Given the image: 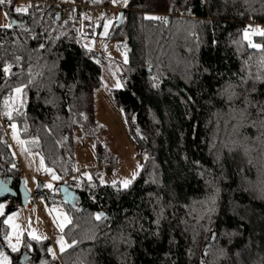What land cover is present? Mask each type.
I'll return each mask as SVG.
<instances>
[{
    "label": "trees",
    "instance_id": "trees-1",
    "mask_svg": "<svg viewBox=\"0 0 264 264\" xmlns=\"http://www.w3.org/2000/svg\"><path fill=\"white\" fill-rule=\"evenodd\" d=\"M123 9L106 36L125 54L112 94L144 156L127 189L73 163L72 132L91 130L102 75L75 26L33 1L0 26L3 119L75 194L62 201L67 247L52 255L49 239H32L29 264H264V29L251 38L259 48L243 37L248 21L264 23V0H127ZM21 84L9 116L5 99ZM14 162L0 122V177L22 175ZM6 231L0 217L7 254Z\"/></svg>",
    "mask_w": 264,
    "mask_h": 264
},
{
    "label": "rangeland",
    "instance_id": "rangeland-1",
    "mask_svg": "<svg viewBox=\"0 0 264 264\" xmlns=\"http://www.w3.org/2000/svg\"><path fill=\"white\" fill-rule=\"evenodd\" d=\"M109 2L113 3V0H109ZM29 4H31V0H14L12 7L15 11L17 7H27ZM93 15L95 25L99 23L100 19L102 22L99 34L94 27L95 37L83 34L79 35V40L86 49L95 54L96 60L100 62L102 67L101 84L94 89L93 93L95 122L91 130L85 133L81 128H75L72 132L73 163L75 168L83 173H88L92 168H99L100 181L103 179L105 183L111 184L114 180L119 183L125 178L133 181V173L136 172L137 176L141 168V163L137 159L141 150L130 132L123 109L117 104L112 94V89L118 88L115 85L121 84L119 62H125V54L114 40L106 39L109 28L116 17L99 12H94ZM10 18L7 8L0 7V26L9 25ZM106 22H110L107 30L104 27ZM246 28L250 39L253 34L262 29L259 28V25L249 26L248 23L244 30ZM20 104L21 93L12 91L11 95L5 99V111L8 113L18 108ZM11 130L8 136L10 151L14 159L18 161L17 169L25 176L26 188L33 192L41 183L44 195L33 194L26 204H19L17 208L10 211L8 209L15 202L17 204V200L14 202L6 199L0 201V204L4 205L3 208H0V217L7 228L2 241L6 248L17 256L22 246L29 248L34 235L43 238L35 240L49 239L52 244V252L57 254L61 252L60 243H58L61 238L67 245L62 230L69 222V215L62 201L74 199V187L71 185L65 189L60 179H53V175L57 176V173L45 163L42 153L38 150H30L15 129ZM98 144L101 147L100 152L97 150ZM48 184H51L52 187H48ZM51 197L57 199L48 202L47 198L51 199ZM65 216L67 217L66 221ZM9 233L12 234L11 243L16 244L19 239L17 251H13L9 246V240L5 239ZM209 237H211V233L207 235V238ZM203 252L205 255L201 257L205 258L207 250L204 248ZM0 253H3V256H0V264H4V257H7L8 264H11L9 256L3 251Z\"/></svg>",
    "mask_w": 264,
    "mask_h": 264
},
{
    "label": "built area",
    "instance_id": "built-area-1",
    "mask_svg": "<svg viewBox=\"0 0 264 264\" xmlns=\"http://www.w3.org/2000/svg\"><path fill=\"white\" fill-rule=\"evenodd\" d=\"M31 1L35 3L55 4L62 13L63 19L73 24L79 35L86 34L94 37L96 35L94 33L93 28L97 26L95 25V18L93 15L94 12H99L104 15H111L117 17L118 14L124 10L123 0H117L115 3L108 2L105 5L92 4V3L84 2L82 0H31ZM247 23L249 26L259 25L260 28L264 29V23L258 22L256 20H250ZM0 42H1V36H0ZM0 122L5 134L9 136L12 131L11 129L13 128L12 125H14V123L11 121H5L3 119V115L1 111H0ZM142 157H143V153L142 151H140L137 158L140 163L142 162ZM14 167H18V161L16 160L14 162ZM72 176L74 177L78 176V171H74Z\"/></svg>",
    "mask_w": 264,
    "mask_h": 264
},
{
    "label": "snow or ice",
    "instance_id": "snow-or-ice-1",
    "mask_svg": "<svg viewBox=\"0 0 264 264\" xmlns=\"http://www.w3.org/2000/svg\"><path fill=\"white\" fill-rule=\"evenodd\" d=\"M115 2H116V0H113V3H115ZM202 2H203V0H202ZM3 3H5V0H0V4H3ZM125 3L127 4V0H125ZM28 7H31V4H29L27 7H17L15 9V11L16 12H19V13H26L28 11ZM108 23H110V22H106L105 25H104L105 30H107ZM5 27H11V25L10 24L9 25H5ZM258 34L261 35V36H264V30H261ZM101 35H104V33H101ZM243 37H244V39H246V40L249 41V44L251 46H254V47H257V48L261 47V45H259V44H253L252 43L251 39L249 38V32H248L247 28L243 32ZM40 47L43 48L44 45L41 44ZM10 68H11V65L6 62L4 64V66H3V72H4L5 76L10 75ZM205 71H207V69H205ZM115 86L118 87V88L119 87H122V85L120 83H117ZM24 87L25 86L23 84H21L18 87H16L15 89H13V92H15V93H22V90L24 89ZM153 87H155V85H153ZM21 102H23V100ZM261 112H264V107L261 108ZM7 114L10 116L11 115V112L9 111ZM12 127L14 128L15 125H12ZM138 169H139V166H138ZM49 171H51V170H49ZM84 176L88 177L89 180H91V176L89 175V173H87V172L84 173ZM135 176H136V172L133 173L132 179H135ZM53 179H59V177L53 175ZM100 182L102 184L105 183V181L103 179H101ZM131 182H132V180L125 178L124 180H122V181L119 182V189H127L129 187V185L131 184ZM111 183H112V185L114 187H116L118 182L114 180ZM47 186L48 187H52L51 184H48ZM9 191H10V189L5 188L3 185H0V194L6 193V192H9ZM3 207H4V205L0 204V208H3ZM95 216H96L97 219H100L103 216V213H96ZM66 220H67V217L65 216V221ZM5 223H8V221H5ZM154 223H159V221H155ZM11 235L12 234L9 233V235L6 236L5 239L6 240H9V246L12 248V250L13 251H17V246L19 244V239H17V243L16 244H13V243H11V240H10ZM30 235H32V234L30 233ZM33 239H43V238L42 237H36V236L33 235ZM58 243H60V250L63 252L64 251V248L67 245L63 242L62 238H61L60 241H58ZM72 243L74 244L76 242L73 241ZM48 251L52 255H55L52 252L51 247H49ZM0 256H3V253H0ZM4 264H8L7 257H4Z\"/></svg>",
    "mask_w": 264,
    "mask_h": 264
},
{
    "label": "water",
    "instance_id": "water-1",
    "mask_svg": "<svg viewBox=\"0 0 264 264\" xmlns=\"http://www.w3.org/2000/svg\"><path fill=\"white\" fill-rule=\"evenodd\" d=\"M171 11H172V9L170 10V12ZM9 12H10V16H11V22L15 23V21L13 20L14 16H13V7L12 6H10V8H9ZM123 14H124L123 11H121L118 14V16H117V24L120 23ZM57 17L60 18V11L57 13ZM167 19H168V17H167ZM10 183H11V181L10 182H4L3 176L0 177V185H3L5 188L10 189L9 192L0 194V198H3L4 196H13V197L18 196L19 197V203L22 204V205L26 204L28 199L32 197L33 193L31 191H29L26 188V186H24L22 180H21L20 185H19V189H18L19 192H16L14 189H12L10 187ZM61 184L65 187V189L69 188L67 184H65V183H61ZM40 188H41V183L38 184V186L36 187V190H38ZM74 198H75V194H74ZM73 200L72 201H68V202H73ZM12 209H13V205H11V207L8 209V211H10ZM203 251H204V247L201 250V256L205 255Z\"/></svg>",
    "mask_w": 264,
    "mask_h": 264
},
{
    "label": "flooded vegetation",
    "instance_id": "flooded-vegetation-1",
    "mask_svg": "<svg viewBox=\"0 0 264 264\" xmlns=\"http://www.w3.org/2000/svg\"><path fill=\"white\" fill-rule=\"evenodd\" d=\"M17 168V167H15ZM24 175H8L7 177L4 178V182H10V187L12 189H14L16 192H19L18 189H19V185H20V182L21 180L23 181V184L25 186V180H24ZM35 191V190H34ZM34 191L32 192L34 194ZM11 198H17V201H19V197L18 196H4L3 198H0V201L1 200H11ZM20 204V203H19ZM14 205V204H12ZM3 246V245H1ZM3 248L5 249V251L7 252V255L9 256V259L10 261H13L15 263L13 264H24L25 262L28 261L27 264H29V262L32 260V257H33V254L31 253V250L25 246H22L20 249H19V253H18V256H13L6 248V246L4 245ZM47 251V248L45 249Z\"/></svg>",
    "mask_w": 264,
    "mask_h": 264
},
{
    "label": "bare ground",
    "instance_id": "bare-ground-1",
    "mask_svg": "<svg viewBox=\"0 0 264 264\" xmlns=\"http://www.w3.org/2000/svg\"><path fill=\"white\" fill-rule=\"evenodd\" d=\"M81 182V181H80ZM99 183V182H98ZM94 186V185H93ZM77 187V186H76ZM61 254V253H60Z\"/></svg>",
    "mask_w": 264,
    "mask_h": 264
}]
</instances>
